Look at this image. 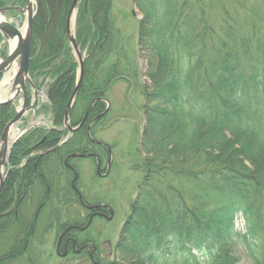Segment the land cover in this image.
Wrapping results in <instances>:
<instances>
[{"label":"trees","instance_id":"obj_1","mask_svg":"<svg viewBox=\"0 0 264 264\" xmlns=\"http://www.w3.org/2000/svg\"><path fill=\"white\" fill-rule=\"evenodd\" d=\"M73 1L38 0L33 23L30 74L38 90L45 88L54 122L63 129L48 137L49 149L66 133L64 117L79 76L66 31ZM26 2L0 0V8ZM134 2L143 16L138 43L150 84L141 87L146 125L135 157L142 180L113 264H240L235 246L244 248L251 264H264V0ZM112 10L113 0H84L78 8L75 36L87 58L73 127L95 100L92 117L103 114L112 83L129 76L120 60L109 64L124 50ZM14 117L12 105H0V138ZM27 146L18 141L11 150L0 210L11 208V176L21 172ZM95 147L83 127L44 159L39 191H31L54 199L41 200L27 239L53 221V213L79 224L77 201L60 183L66 169L59 159ZM28 170L26 165L20 174ZM240 213L244 234L236 228ZM8 217V224L0 220V264H19L24 235Z\"/></svg>","mask_w":264,"mask_h":264},{"label":"rangeland","instance_id":"obj_2","mask_svg":"<svg viewBox=\"0 0 264 264\" xmlns=\"http://www.w3.org/2000/svg\"><path fill=\"white\" fill-rule=\"evenodd\" d=\"M28 1V0H27ZM84 1V0H82ZM38 3V0H37ZM37 3L35 4V9L37 12ZM82 3V2H81ZM27 4V2H26ZM25 5L17 6L25 8ZM14 7V6H12ZM78 10V9H77ZM113 14L117 20V27L120 29L122 36L124 38V50L121 57L119 55H113L111 57L110 65L114 64L116 60H120L125 69L129 72V76L125 79L117 80L115 83H112L110 91L106 95L107 104L110 107L109 115L106 120L98 125L94 129L95 140L106 144L112 148L111 154V176L107 179H101L97 177L96 164L91 159H82L76 160L72 163H68L70 160L66 161V164L63 166L66 170L62 171L60 177L61 186H67L70 188L71 196L75 195L76 191L73 187V172L68 168V164H73L75 167L79 168L80 180L75 187L79 189L82 194L88 195L90 197H95L100 202L109 203L112 205L115 216L111 225L107 227V224L102 221L97 222L96 226L102 231L101 244H105L104 249L107 250L105 259L108 260L109 247L107 246L108 242H104L105 239H109L114 249L117 246V243L120 240V234L125 224V221L128 219V216L131 212L132 205L137 198L138 193V184L142 180L141 171L136 169V155L140 152L141 141L143 138V132L146 125V115L144 110V98L142 95L141 87L144 84H150L146 74L148 70L147 61L140 53L139 43H138V29L140 22L143 19L142 14L138 10L134 0H113ZM77 12V11H76ZM37 15V14H36ZM6 17V16H5ZM77 18V15H76ZM17 26L20 30L24 31L27 25L26 15L21 14L20 12H12L7 16V20ZM77 20H73V31L75 33ZM32 50V49H31ZM81 52L84 56V59L87 58V50L81 49ZM11 51L10 41L5 40L0 35V58L5 59L6 56ZM75 54V53H74ZM76 57V55H74ZM77 61V60H76ZM79 65V64H78ZM260 66L264 67V60ZM79 70V69H78ZM79 72V71H78ZM15 72L6 74L5 77L0 78V100L4 101L9 98L12 94V80ZM33 80V79H32ZM9 82V83H8ZM35 83V81L33 80ZM39 82H42L40 80ZM51 83V80L46 82ZM41 95L38 100V105L35 110H31L24 117L23 121L19 123L13 130V133L10 138V145H14L18 141L27 142V152L31 150H42L46 149L47 142L42 144V138L47 134L52 136L54 133L53 130H61L58 128L53 119V111H51V103L45 94V88L41 91ZM32 100H34V90H32ZM23 100L21 97L10 104L15 109V114L17 110L22 106ZM106 104V109L108 105ZM95 105V104H94ZM91 106V107H94ZM3 106V104H2ZM90 107V108H91ZM71 124V123H70ZM64 125V123H63ZM63 130V129H62ZM62 133L64 131H61ZM66 133L60 137L59 144H66L70 132L68 130ZM58 137V136H56ZM37 145L38 148H35ZM34 147V148H33ZM93 149V148H92ZM101 153L104 151L97 147ZM48 156V155H47ZM43 158L46 161V157ZM26 158V159H25ZM22 160V164L26 163L28 168L32 171L31 177L34 179V184L39 191V184L42 180V174L40 172L42 162L40 160L38 167L34 166V160H27L28 157H25ZM76 158V157H74ZM72 158V159H74ZM48 161V160H47ZM63 163V162H62ZM21 164V165H22ZM34 167H37L34 169ZM11 168V167H10ZM77 168V170H78ZM9 172V173H8ZM12 172L11 169H5L4 175L5 179ZM47 173V172H46ZM12 177V176H11ZM32 179V180H33ZM77 185V186H76ZM22 187V186H21ZM18 186H14V193L18 190ZM3 192V190H2ZM1 192V193H2ZM0 193V194H1ZM39 193V192H38ZM43 196V195H42ZM47 196V195H46ZM73 200V199H72ZM13 203L11 208L8 210H0V220L4 217H13ZM40 205V204H39ZM4 207V205H3ZM6 207V206H5ZM6 210V212H5ZM63 222H68L64 219ZM12 219V218H10ZM6 220V218H5ZM75 220V219H74ZM4 221V220H3ZM245 219L240 213L237 217L236 228L239 232L245 233L246 223ZM103 225L106 226L105 229ZM104 226V227H105ZM14 227V226H13ZM11 227V229L13 228ZM16 227V226H15ZM10 228V227H9ZM46 246L48 252L53 253V262L52 264H61L64 263L59 261L55 255V234L53 232L49 233L46 236V241H44L42 247ZM116 245V246H115ZM235 250L239 257L241 258L240 264H251V259L246 254V251L241 246L236 247ZM115 254L111 257L110 261L114 263L117 258L116 250ZM109 261V262H110ZM76 264V263H72ZM107 264V263H106Z\"/></svg>","mask_w":264,"mask_h":264},{"label":"flooded vegetation","instance_id":"obj_3","mask_svg":"<svg viewBox=\"0 0 264 264\" xmlns=\"http://www.w3.org/2000/svg\"><path fill=\"white\" fill-rule=\"evenodd\" d=\"M99 116L92 117L90 111L83 127H86V129L91 127L92 129L94 125L98 122L96 120L97 118H99ZM49 136V134H46L42 138V144L47 141ZM90 141L92 144L95 145V140L93 136ZM35 148H38L37 145L35 146ZM60 148L61 147L56 146L54 148H44L38 151L31 150L29 152L28 150L27 157L29 159L27 160L31 161L35 159L34 166L38 167V163L44 156H52ZM96 148L97 147L93 149L91 148L88 152L77 151L73 153H67L64 157H61L59 160L65 165L66 161L73 155H79V157L74 159L71 158V160L69 159L70 161H68V163H72L76 160L91 159L96 164L97 177L101 179H107L111 176L110 148L101 147L104 153H101ZM42 160H44V158ZM44 163L46 164L47 162ZM68 165L69 170L73 172L72 174L74 179L76 177V174L78 175V183L80 180V175L78 172L80 167H75L74 164L73 166L72 164ZM25 166L26 163H23L20 167L17 168L18 171L20 170L22 172ZM37 167H34V169ZM30 171H26L25 176L23 174H20L21 172H15L11 177V179L15 182V186L19 185V188L16 193L10 197L14 204L12 208L14 215L12 217V222L14 221L13 224L20 231V233L24 235V237L20 239V244H22L23 246V256L20 258L18 263L52 264L53 253L48 252L45 248L46 246L44 245V247H42V245L44 241H46V236L49 233L53 232L55 234L56 244L55 255L58 257L57 259L59 261L64 262L61 264H113L110 259L115 254L114 251L116 250V248L114 249V246L109 239L104 240V242H108L107 246L109 247L110 252L108 253V260H106L105 257L108 251L104 249L105 244H101V236L103 234L101 229L97 228L96 224L97 222L102 221L103 223L107 224V227H109L115 216L114 209L109 203L100 202L94 196L90 197L88 195L82 194L79 189L78 191L80 193L76 192L75 195L71 197L73 201H77V204H75V208H77V212L80 217L79 224H68V222H63L64 215H62V213L58 212V215L53 213L49 216H53V221H46V226H41L38 232L36 230V227L34 235H30L31 237L27 239L28 233L29 231H31V224L37 222V220L39 219L41 210L40 208H42V206L38 204H40L41 200L54 199L49 195L43 197L42 195L33 193V191H31L32 188L35 187V184L34 179L31 177L32 172ZM21 186H23L24 188H22ZM110 209H112L114 213L112 217ZM74 214L76 213L74 212ZM57 218H59L58 222L56 221ZM3 220L4 225L6 223L8 224L7 220ZM104 226L105 225H103L102 229L106 228V226Z\"/></svg>","mask_w":264,"mask_h":264},{"label":"water","instance_id":"obj_4","mask_svg":"<svg viewBox=\"0 0 264 264\" xmlns=\"http://www.w3.org/2000/svg\"><path fill=\"white\" fill-rule=\"evenodd\" d=\"M81 2L82 0L73 1V4L69 10V14L67 18V25H66L68 39L73 49V52L76 55V59L79 64V70H80L78 81H77L75 90L68 103L66 113H65V118H64V125L71 135H73L77 130H79L83 126L84 122L86 121V118L89 115V112H88L85 116L84 122L78 128H73L69 123L70 113H71L73 104L75 102V99L78 96L80 89L82 87L83 77H84L85 59H84V56L80 50V47L77 43L76 37L73 32V20L76 19V11L78 7L80 6ZM36 3H37V0H28L25 8H16V7L0 8V34L7 41H11V42L15 41L14 49H11L7 58L3 59L0 62V77L11 72L13 66L15 64L17 65V72L12 81L13 96L9 100L0 101V105L13 103V101L16 100L18 96H20L21 94L23 96V105L21 109L17 111V114L14 117V119L11 122H9V124L6 126L1 136V139H0V193L2 192L5 186L4 171L7 166L8 153L11 148L10 147V135H11L12 129L22 121L26 113H28L31 110H35L36 105L38 103L39 91L36 89L34 83L32 82L30 78V61H31V49H32V42H33V23H34L36 14H37L36 9H35ZM11 11H18L21 14L26 15L27 25H26L25 32H22L17 26L13 25L11 22H9L6 19L5 16H8ZM28 87H32L35 90L36 99H35L34 104L31 107H28V100H29ZM95 102L96 101L93 102L92 106L95 104ZM106 113H104L98 119L102 118ZM88 132H90V127L88 129ZM97 144L108 147L106 144H103V143L98 142ZM78 156L79 155H73L70 158H74ZM77 179H78V175L76 174V177L73 182V187L75 191H77L75 187V183ZM110 210H111V217H112L114 213L112 209Z\"/></svg>","mask_w":264,"mask_h":264},{"label":"bare ground","instance_id":"obj_5","mask_svg":"<svg viewBox=\"0 0 264 264\" xmlns=\"http://www.w3.org/2000/svg\"><path fill=\"white\" fill-rule=\"evenodd\" d=\"M21 31H22V30H21ZM22 32H25V30L22 31ZM10 44H11V49H14L15 41H14V42H10ZM0 61H1V59H0ZM16 67H17V66H14V67H13V69H12L13 72L16 71ZM10 81H11V80H9V82H10ZM9 82H8V83H9ZM0 101H1V100H0Z\"/></svg>","mask_w":264,"mask_h":264}]
</instances>
